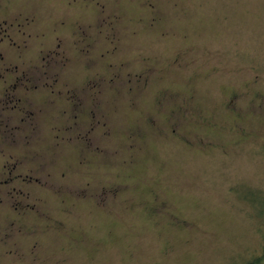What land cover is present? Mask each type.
Wrapping results in <instances>:
<instances>
[{"label": "rangeland", "instance_id": "374dc122", "mask_svg": "<svg viewBox=\"0 0 264 264\" xmlns=\"http://www.w3.org/2000/svg\"><path fill=\"white\" fill-rule=\"evenodd\" d=\"M9 15L31 21L0 52L38 126L0 264H264V0H0Z\"/></svg>", "mask_w": 264, "mask_h": 264}, {"label": "flooded vegetation", "instance_id": "af4514ba", "mask_svg": "<svg viewBox=\"0 0 264 264\" xmlns=\"http://www.w3.org/2000/svg\"><path fill=\"white\" fill-rule=\"evenodd\" d=\"M18 15L12 21L10 20L11 15L7 18L0 17V46L8 44L10 46L16 45V49L21 48V45L19 46L17 42H14L11 32L19 36L32 35L26 31V26L31 25L30 19L27 18L24 24L21 21L23 18ZM4 60L5 55L0 52V163H2L0 167V211L2 208H8V204L5 205V197L13 193L20 196L19 193H23L18 192L13 185L14 182L30 187L36 180L31 174V167L28 170H22L21 167L24 159L26 161L30 158L31 149L22 151V154L19 153V150L23 143L27 145L33 138L36 140L37 134L35 132L38 126L35 109L32 106L33 102L30 99L33 97L31 95L33 79L27 76L10 75L15 74L19 67L7 68L8 64L5 66ZM37 88L36 86L33 87V89ZM46 101L52 103V97L50 96ZM32 129L34 133H31L33 132ZM10 205L14 206V212L19 211L22 207L19 200L16 201V204H9V207Z\"/></svg>", "mask_w": 264, "mask_h": 264}, {"label": "trees", "instance_id": "16d2710c", "mask_svg": "<svg viewBox=\"0 0 264 264\" xmlns=\"http://www.w3.org/2000/svg\"><path fill=\"white\" fill-rule=\"evenodd\" d=\"M252 195V194H250ZM255 196V195H254ZM253 197V196H252ZM257 201L253 198L251 199L253 203L257 202V214L260 219L264 221V197L256 196ZM262 254L259 258H257L254 263L262 262L264 260V247L262 250Z\"/></svg>", "mask_w": 264, "mask_h": 264}]
</instances>
